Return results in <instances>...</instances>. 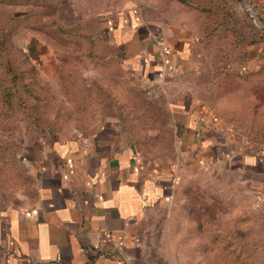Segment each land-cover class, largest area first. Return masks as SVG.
I'll use <instances>...</instances> for the list:
<instances>
[{
	"label": "rangeland",
	"instance_id": "rangeland-1",
	"mask_svg": "<svg viewBox=\"0 0 264 264\" xmlns=\"http://www.w3.org/2000/svg\"><path fill=\"white\" fill-rule=\"evenodd\" d=\"M37 1V7L0 5V14L15 18L9 22L0 16V22L11 23L13 29L7 47L12 53L11 67L0 55V196L17 206L34 200V175L24 165L33 156L26 152L29 146L93 133L114 121L129 134L146 166L174 167L178 178L171 203L155 206L139 227L149 260L155 264H174L180 259L182 264H264L261 211L251 207L250 201L235 199L225 181L214 185L209 161L197 164L187 156L178 137L180 127L169 109V100L182 92L181 81L189 85V92L209 103L233 93L235 80L231 83L220 69L230 62L234 41L264 39V26L250 15L249 8L244 20L240 19L238 38L229 34L212 40L222 55L217 61L219 72L214 73L221 83L214 90L209 72L183 79L165 76L168 88L156 89V94L136 83L145 93L140 95L130 90L122 63L113 57L119 50L114 37L135 28L130 18H137L139 11L131 13L128 8L138 7L148 17V0ZM118 12L127 20L119 21ZM23 31L43 38L45 59H31L15 40ZM209 65L216 64L210 61ZM20 77L29 83L27 88H22ZM259 83L255 80L251 90L241 83L236 92L241 100L237 112L215 110L230 122L235 144H251L256 150L264 146V90ZM170 247L175 249L167 256Z\"/></svg>",
	"mask_w": 264,
	"mask_h": 264
},
{
	"label": "crops",
	"instance_id": "crops-1",
	"mask_svg": "<svg viewBox=\"0 0 264 264\" xmlns=\"http://www.w3.org/2000/svg\"><path fill=\"white\" fill-rule=\"evenodd\" d=\"M244 1L234 4L238 17L244 20L248 7L264 26V0ZM147 4L148 17L138 7L128 8L131 13L139 11L138 19L130 14L135 28L114 37L129 81L135 86L142 83L152 93L167 90L165 76L183 79L210 72L211 89L220 85L214 73L219 72L221 49L213 45L219 36L207 37L199 13L179 0ZM121 14L119 21L127 20ZM38 36L23 31L15 39L37 61L47 54ZM238 39L226 61L228 78L235 80L233 93L209 103L181 81L182 92L169 100V109L187 156L197 164L209 161L214 185L225 181L235 199L250 201L261 211L264 226V146L256 150L251 144H235L230 122L215 111L239 110L236 92L241 83L251 90L258 80L264 90V39L240 43ZM26 152L33 155L24 165L34 175L36 195L21 206L0 196V264H155L148 258L139 227L151 209L171 203L178 183L174 167L146 166L129 134L114 121L86 135L51 144L41 140L40 146H29ZM177 261L174 264H182Z\"/></svg>",
	"mask_w": 264,
	"mask_h": 264
},
{
	"label": "trees",
	"instance_id": "trees-1",
	"mask_svg": "<svg viewBox=\"0 0 264 264\" xmlns=\"http://www.w3.org/2000/svg\"><path fill=\"white\" fill-rule=\"evenodd\" d=\"M179 1L187 5L190 10H194L199 13L200 18L203 19L202 21L203 30L205 33L208 34L207 36L208 38L212 37V35L219 37L223 35L225 37L230 34L229 36L233 35L235 38H238V35L240 36V34H238L237 32V29H239V23L241 18L238 17L237 12L234 8L235 0H225L227 3L223 2L224 0H179ZM1 3H14L20 5L34 4L36 5V7L38 5L37 0H0V5ZM0 16L3 18L4 21L7 19L9 22H11L13 21V19H15L13 17L6 16L4 13L0 14ZM11 25H12L11 23L9 25H6L5 23L0 22V55L6 58V65L9 67H11L12 64L11 63L12 59H9V55L12 56V53H8L7 47L9 45L11 46V40H12L11 34L13 31V29H10ZM234 42L237 43V41ZM238 42H242V40L241 41L239 40ZM251 42H254L253 39ZM18 52L21 54L23 58L24 57L26 58V54L22 50ZM17 55L19 54L17 53ZM113 57L119 60L117 52L116 54H113ZM226 71L227 68L223 69L222 72L223 74L228 75L229 73ZM122 79L124 78L122 77ZM227 79L228 78H225V80ZM19 80L22 83V88L28 87L26 85L29 83H27V81L26 82L23 81L22 77H20ZM33 80H34V75H33ZM125 80L128 81L127 85L130 88V90L135 91L140 95L145 94L140 87L133 85L129 81L126 72H125ZM132 144L135 151L138 152L134 143Z\"/></svg>",
	"mask_w": 264,
	"mask_h": 264
},
{
	"label": "water",
	"instance_id": "water-1",
	"mask_svg": "<svg viewBox=\"0 0 264 264\" xmlns=\"http://www.w3.org/2000/svg\"><path fill=\"white\" fill-rule=\"evenodd\" d=\"M243 3H245V1L244 0H241Z\"/></svg>",
	"mask_w": 264,
	"mask_h": 264
}]
</instances>
